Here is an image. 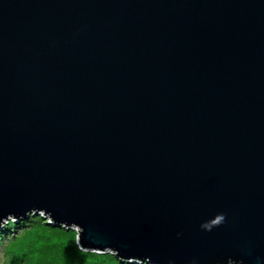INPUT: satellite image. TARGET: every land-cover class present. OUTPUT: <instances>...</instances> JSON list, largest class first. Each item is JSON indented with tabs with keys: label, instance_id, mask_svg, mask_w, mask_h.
<instances>
[{
	"label": "water",
	"instance_id": "obj_1",
	"mask_svg": "<svg viewBox=\"0 0 264 264\" xmlns=\"http://www.w3.org/2000/svg\"><path fill=\"white\" fill-rule=\"evenodd\" d=\"M29 216L123 263L264 264V0H0V227Z\"/></svg>",
	"mask_w": 264,
	"mask_h": 264
},
{
	"label": "rangeland",
	"instance_id": "obj_2",
	"mask_svg": "<svg viewBox=\"0 0 264 264\" xmlns=\"http://www.w3.org/2000/svg\"><path fill=\"white\" fill-rule=\"evenodd\" d=\"M62 229L47 224L40 216H29L19 222L7 220L0 227V264H121L108 259L110 253L82 250L77 243L78 228L57 232ZM15 235V245L8 251L5 247Z\"/></svg>",
	"mask_w": 264,
	"mask_h": 264
},
{
	"label": "clouds",
	"instance_id": "obj_3",
	"mask_svg": "<svg viewBox=\"0 0 264 264\" xmlns=\"http://www.w3.org/2000/svg\"><path fill=\"white\" fill-rule=\"evenodd\" d=\"M224 222V216L222 214L217 215L210 221L205 222L201 227L206 231H211L214 227L221 225Z\"/></svg>",
	"mask_w": 264,
	"mask_h": 264
},
{
	"label": "trees",
	"instance_id": "obj_4",
	"mask_svg": "<svg viewBox=\"0 0 264 264\" xmlns=\"http://www.w3.org/2000/svg\"><path fill=\"white\" fill-rule=\"evenodd\" d=\"M37 218H35V219H32V220H36ZM47 227V226H46ZM47 228H49V226L47 227ZM63 230H65V229H62V230H58L57 232H59V233H65V231H63ZM13 239L11 240V241H9L10 243H8V245L5 247V248H7V250L8 251H11L12 249H13V247H14V245H15V240H16V238H17V235H15V236H13L12 237ZM89 254H92V253H89ZM93 256H94V254H92ZM93 256H91V257H93ZM93 258H97V257H93ZM108 259H111L112 261H114V262H116V261H118L115 257H112L111 255H109L108 257H107ZM106 258V259H107ZM119 262V261H118ZM119 263H121V264H132V263H123V262H119Z\"/></svg>",
	"mask_w": 264,
	"mask_h": 264
}]
</instances>
